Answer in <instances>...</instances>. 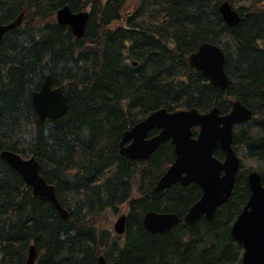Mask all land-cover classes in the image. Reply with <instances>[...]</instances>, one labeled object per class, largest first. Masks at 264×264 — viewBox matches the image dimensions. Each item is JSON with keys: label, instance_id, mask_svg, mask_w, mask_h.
<instances>
[{"label": "trees", "instance_id": "obj_1", "mask_svg": "<svg viewBox=\"0 0 264 264\" xmlns=\"http://www.w3.org/2000/svg\"><path fill=\"white\" fill-rule=\"evenodd\" d=\"M228 1L240 20L224 22ZM0 0V25L21 17L0 40V152L34 156L54 188L62 217L45 197L0 158V264H237L242 247L231 222L249 195L238 172L227 202L212 219L182 221L201 196L195 183L156 191L174 160L166 140L146 158L119 152L124 132L152 111L217 106L237 99L252 118L237 126L233 148L260 163L264 186V0ZM88 11L84 35L57 23L56 11ZM203 42L224 53L226 89L213 86L188 56ZM136 62V64H133ZM61 86L66 113L40 119L31 94L46 76ZM154 129L148 135H153ZM214 155L222 159L223 152ZM250 170V169H248ZM127 205L125 233L97 223ZM175 213L181 221L160 233L142 222L146 211Z\"/></svg>", "mask_w": 264, "mask_h": 264}, {"label": "water", "instance_id": "obj_2", "mask_svg": "<svg viewBox=\"0 0 264 264\" xmlns=\"http://www.w3.org/2000/svg\"><path fill=\"white\" fill-rule=\"evenodd\" d=\"M219 12L229 26L240 20L238 11L228 1L219 5ZM55 17L59 24L68 25L75 37L84 35L87 11L72 12L64 4L57 10ZM20 21L19 17L14 22L0 25V40L6 31L17 26ZM188 60L213 86L223 90L227 88L225 57L217 45L201 43L189 55ZM31 97L40 119L58 118L66 113L67 103L62 87L53 86L50 75L46 76L39 90L34 91ZM251 117L252 111L238 100L232 102L231 109L225 114H220L216 106L207 112H199L196 108L176 111L160 108L124 132L119 143V152L129 159H146L160 143L170 140L174 146L175 157L156 181L154 189L163 190L175 183L197 184L201 187L202 194L189 207L182 220L187 225H191L201 216L210 220L217 207L228 201L240 166V159L232 146L233 126ZM194 127H198L197 132L193 131ZM153 129L158 132L148 136ZM217 148L224 152L223 160L214 156ZM0 158L22 176L34 195L45 197L62 217H67V211L56 198L53 186L40 174L39 162L34 156L23 157L16 152L2 150ZM247 184L248 198L233 221L230 233L233 240L243 248L238 264H264V186L257 170L248 172ZM180 220L175 213L149 210L145 212L142 222L148 231L159 233L174 227ZM125 222L126 214L117 217L113 225L116 234L125 232ZM25 264H35L33 245L30 246ZM96 264L107 262L103 256H99Z\"/></svg>", "mask_w": 264, "mask_h": 264}, {"label": "rangeland", "instance_id": "obj_3", "mask_svg": "<svg viewBox=\"0 0 264 264\" xmlns=\"http://www.w3.org/2000/svg\"><path fill=\"white\" fill-rule=\"evenodd\" d=\"M138 0H127V3L124 7L125 11H129L135 7L137 4ZM237 155L241 159L240 163V169L238 172H248L250 170H258L260 163H257L254 159L246 157L244 154L243 150L240 148H237ZM127 209V205H122L118 212L113 213V214H107L105 216H100L97 219V223L102 226H107L112 229L113 226V221L116 219L117 216L121 215L122 213H125Z\"/></svg>", "mask_w": 264, "mask_h": 264}, {"label": "bare ground", "instance_id": "obj_4", "mask_svg": "<svg viewBox=\"0 0 264 264\" xmlns=\"http://www.w3.org/2000/svg\"><path fill=\"white\" fill-rule=\"evenodd\" d=\"M122 214H125V213H122ZM145 214V213H144ZM120 216V215H119ZM144 216V215H143ZM118 217V216H117ZM117 217H116V219H117ZM115 219V220H116ZM115 220L113 221V225H114V222H115ZM112 230H113V226H112ZM113 232H114V230H113ZM155 233H157V232H155ZM160 233V232H159Z\"/></svg>", "mask_w": 264, "mask_h": 264}]
</instances>
